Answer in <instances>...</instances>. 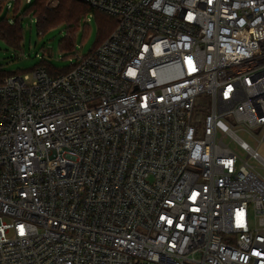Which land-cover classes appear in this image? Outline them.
<instances>
[{
  "label": "built area",
  "instance_id": "built-area-1",
  "mask_svg": "<svg viewBox=\"0 0 264 264\" xmlns=\"http://www.w3.org/2000/svg\"><path fill=\"white\" fill-rule=\"evenodd\" d=\"M78 1L110 36L0 80V264H264V0Z\"/></svg>",
  "mask_w": 264,
  "mask_h": 264
},
{
  "label": "rangeland",
  "instance_id": "rangeland-1",
  "mask_svg": "<svg viewBox=\"0 0 264 264\" xmlns=\"http://www.w3.org/2000/svg\"><path fill=\"white\" fill-rule=\"evenodd\" d=\"M34 1H22L24 5L23 13L19 16L20 21L17 23L21 33L19 47L8 43V41L0 37V72L4 75L31 74L43 62H46L55 70L67 71L71 67V59H75L76 53L79 52L83 56L91 53L102 36L101 28L109 27L112 23L111 19L101 13L82 12L80 5L83 3L75 0L76 5L72 7L75 14L71 18L75 22L71 21V24L68 21H63L41 30L36 15L33 13L26 14L27 9L30 8ZM57 2L58 6L60 1L57 0ZM49 3L50 0H48V5ZM13 14L14 11H8L4 8L0 18L5 19L9 15L10 24L15 26V19H11ZM70 29L77 30L74 33L75 48L73 47V49H67L62 45V41L69 35ZM201 99L203 100L200 103V107L209 110L211 106L210 100ZM234 128L237 129V125ZM238 134L253 148H256L264 158V141L260 142L264 134L263 131H257L253 136L244 131H238Z\"/></svg>",
  "mask_w": 264,
  "mask_h": 264
},
{
  "label": "trees",
  "instance_id": "trees-1",
  "mask_svg": "<svg viewBox=\"0 0 264 264\" xmlns=\"http://www.w3.org/2000/svg\"><path fill=\"white\" fill-rule=\"evenodd\" d=\"M23 0H18L14 4V14L13 19H15V26L10 24V20L8 15L5 19L0 18V37L8 41V43L13 44L17 47H19L21 42V33L20 29L17 26V23L20 21L19 16L23 13ZM60 3L56 8H49L48 7V0H35L30 8L27 9L26 14H35L38 18V25L41 30H45L49 27H52L54 25H57L60 22L68 21L72 24V17H74L75 12L72 10V7L76 5L75 0H59ZM75 3V4H74ZM83 3V2H82ZM70 5V6H69ZM80 8L82 12H96L101 13L102 15L107 16L109 19H111L112 23L109 25V27H102L101 28V34L99 41L97 42L96 47H98L102 42H104L112 33V31L116 27V20L109 15L93 9L90 5L83 3L80 5ZM3 9L0 8V16L2 14ZM22 19H24L22 17ZM72 21V22H71ZM75 24V23H74ZM76 29H70L69 35L62 41V45H64L67 49H73L74 47V33L76 32ZM75 48V47H74ZM39 67H44L48 70L49 74L51 75H59L67 73L70 69L67 71L61 72L58 70H55L50 65H48L46 62H43V64ZM14 75V74H12ZM12 75H4L2 72H0V80L4 77L12 76Z\"/></svg>",
  "mask_w": 264,
  "mask_h": 264
},
{
  "label": "crops",
  "instance_id": "crops-1",
  "mask_svg": "<svg viewBox=\"0 0 264 264\" xmlns=\"http://www.w3.org/2000/svg\"><path fill=\"white\" fill-rule=\"evenodd\" d=\"M95 49V48H94Z\"/></svg>",
  "mask_w": 264,
  "mask_h": 264
}]
</instances>
